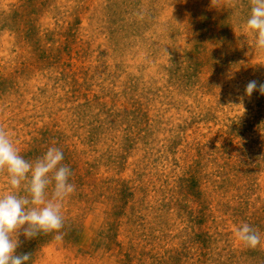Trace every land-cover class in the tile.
I'll return each instance as SVG.
<instances>
[{"label": "rangeland", "instance_id": "obj_1", "mask_svg": "<svg viewBox=\"0 0 264 264\" xmlns=\"http://www.w3.org/2000/svg\"><path fill=\"white\" fill-rule=\"evenodd\" d=\"M249 0H0V129L75 190L29 264H264V52ZM242 102V106L240 105ZM243 107V108H242ZM6 188L0 173V191ZM246 222L261 235L233 236ZM22 231V229H21Z\"/></svg>", "mask_w": 264, "mask_h": 264}, {"label": "clouds", "instance_id": "obj_2", "mask_svg": "<svg viewBox=\"0 0 264 264\" xmlns=\"http://www.w3.org/2000/svg\"><path fill=\"white\" fill-rule=\"evenodd\" d=\"M242 29L250 37L243 43L252 51L264 52V0H249ZM254 90L264 95V83L249 81L244 93L250 96ZM63 159V151L54 145L26 159L10 134L0 129V173L6 185L0 191V264H29L31 253L15 254L21 235L32 239L51 233L54 241L63 240L62 207L75 190L71 169ZM233 236L247 248L261 244L260 233L246 222L233 227Z\"/></svg>", "mask_w": 264, "mask_h": 264}]
</instances>
